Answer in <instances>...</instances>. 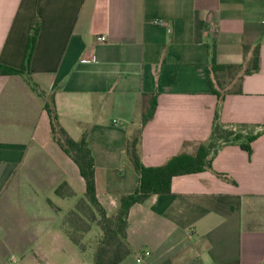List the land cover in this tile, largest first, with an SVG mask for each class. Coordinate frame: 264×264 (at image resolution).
I'll use <instances>...</instances> for the list:
<instances>
[{
  "label": "crops",
  "instance_id": "0c3cea01",
  "mask_svg": "<svg viewBox=\"0 0 264 264\" xmlns=\"http://www.w3.org/2000/svg\"><path fill=\"white\" fill-rule=\"evenodd\" d=\"M36 19L29 70L35 91L24 75L1 70L22 67ZM212 43L216 63L241 75V90L225 95L220 119L264 129V0H0V230L14 225L18 197L49 213L60 182L75 195L55 196L84 194L77 165L52 138L47 97L67 134L86 138L98 200L108 210L137 184L125 145L151 95L156 109L141 128L142 164L194 153L217 106L209 86ZM256 44L258 69L244 73ZM250 149L228 144L214 156L212 169L232 181L210 170L173 176L169 193L133 204L131 253L119 264H187L195 257L264 264V130Z\"/></svg>",
  "mask_w": 264,
  "mask_h": 264
},
{
  "label": "trees",
  "instance_id": "16d2710c",
  "mask_svg": "<svg viewBox=\"0 0 264 264\" xmlns=\"http://www.w3.org/2000/svg\"><path fill=\"white\" fill-rule=\"evenodd\" d=\"M40 22L34 20L31 32L28 36L26 52H24L23 65L20 69L5 67L4 74H22L26 77L33 90L38 85L30 76V59L34 52L36 37L39 33ZM244 46V50H247ZM215 47L211 44V56L209 58V86L210 91L217 97L216 111H214L213 125L208 138L198 144L194 153L180 152L170 157L159 166H145L140 157L141 128L152 117L156 109V97L150 96V105L142 114V125L135 133L128 137L125 152L130 164L138 175L137 184L132 192L118 196L116 207L108 210L98 200L95 185L94 157L84 136L79 140L71 138L58 120L55 103L52 98H46L44 109L50 118V128L53 140L66 152L77 165L83 177L85 191L78 198L68 212L62 217L61 228L64 236L81 251L86 250L83 236L96 224L102 235L96 241L93 255L94 264H119L129 253L131 247L127 241V217L129 210L135 203H142L151 194H167L170 192V183L173 176L188 173H197L210 170L218 177L228 179L224 173L216 172L211 165L218 150L225 145H239L248 153L251 151V143L264 129H258L257 125L248 123H227L220 119L219 111L227 93L240 92V80L236 67L217 64L215 61ZM259 46L253 47L252 55L244 69V73H251L258 69ZM239 75V76H238ZM236 78V80H235ZM236 81V82H235ZM235 82V83H234ZM236 87H234V85ZM60 197H72L75 195L73 188L65 181L60 182L55 190ZM187 264H203L198 257L193 258Z\"/></svg>",
  "mask_w": 264,
  "mask_h": 264
},
{
  "label": "rangeland",
  "instance_id": "374dc122",
  "mask_svg": "<svg viewBox=\"0 0 264 264\" xmlns=\"http://www.w3.org/2000/svg\"><path fill=\"white\" fill-rule=\"evenodd\" d=\"M76 198L61 199L52 194L50 199L55 205L47 213L41 202L18 197L16 206L20 210L14 225L8 231L0 230V264H94L96 241L102 235L96 224L83 236L84 252L71 243L66 245V240L58 236L62 217L73 207Z\"/></svg>",
  "mask_w": 264,
  "mask_h": 264
},
{
  "label": "built area",
  "instance_id": "2783aa9c",
  "mask_svg": "<svg viewBox=\"0 0 264 264\" xmlns=\"http://www.w3.org/2000/svg\"><path fill=\"white\" fill-rule=\"evenodd\" d=\"M160 22H162V21H160ZM97 39L103 41V40H105L106 38H105L104 35H100V36L97 37ZM113 122L116 124L117 121H116V120H113ZM145 254H149V252L147 251ZM139 261H140V258L138 257V258H137V262H139Z\"/></svg>",
  "mask_w": 264,
  "mask_h": 264
}]
</instances>
